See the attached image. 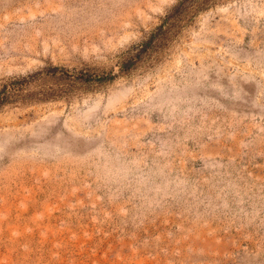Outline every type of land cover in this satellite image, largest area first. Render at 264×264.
Segmentation results:
<instances>
[{
	"label": "rangeland",
	"instance_id": "rangeland-1",
	"mask_svg": "<svg viewBox=\"0 0 264 264\" xmlns=\"http://www.w3.org/2000/svg\"><path fill=\"white\" fill-rule=\"evenodd\" d=\"M0 264H264V0H0Z\"/></svg>",
	"mask_w": 264,
	"mask_h": 264
}]
</instances>
